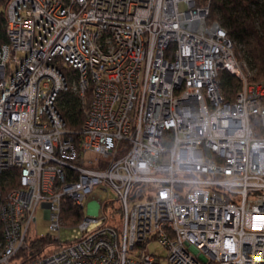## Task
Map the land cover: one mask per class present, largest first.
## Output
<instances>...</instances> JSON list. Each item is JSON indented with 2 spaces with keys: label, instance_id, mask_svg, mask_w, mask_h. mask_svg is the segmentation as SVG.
Listing matches in <instances>:
<instances>
[{
  "label": "built area",
  "instance_id": "obj_1",
  "mask_svg": "<svg viewBox=\"0 0 264 264\" xmlns=\"http://www.w3.org/2000/svg\"><path fill=\"white\" fill-rule=\"evenodd\" d=\"M209 10L210 0H5L0 264H264V81L249 80ZM222 70L240 83L231 99ZM68 88L89 101L77 132L57 108ZM95 185L116 193L119 216L104 201L79 238L13 259L39 206L58 231L63 199L82 208Z\"/></svg>",
  "mask_w": 264,
  "mask_h": 264
},
{
  "label": "trees",
  "instance_id": "obj_2",
  "mask_svg": "<svg viewBox=\"0 0 264 264\" xmlns=\"http://www.w3.org/2000/svg\"><path fill=\"white\" fill-rule=\"evenodd\" d=\"M4 2L0 0V45L8 41L6 21L4 17ZM210 20L216 19L226 30V34L234 43L236 49L242 52L255 73L249 77L252 82L264 81V0H210L208 14ZM63 68L68 70L70 67ZM73 71H68V73ZM219 74L220 87L227 99L234 97L240 86L238 79L228 71L222 70ZM57 108L64 118L66 125L77 132L85 118L88 107V97L82 99L71 88L62 91L57 99ZM3 182H12L13 176L3 178ZM2 182V183H3ZM4 185V184H3ZM5 186V185H4ZM3 186V187H4ZM113 207L112 216H119L120 208L117 200L108 202ZM61 216L66 222H80L82 209L70 199H63ZM0 230V240H1ZM53 240L52 236L27 237V247L21 248L13 259L25 260L45 253L47 243Z\"/></svg>",
  "mask_w": 264,
  "mask_h": 264
},
{
  "label": "rangeland",
  "instance_id": "obj_3",
  "mask_svg": "<svg viewBox=\"0 0 264 264\" xmlns=\"http://www.w3.org/2000/svg\"><path fill=\"white\" fill-rule=\"evenodd\" d=\"M180 8H185V5L181 3ZM236 52L238 55L242 56V52L238 51L236 49ZM255 73V68H252V75ZM94 155L91 152L86 153L87 158H91ZM100 185H95L93 189L90 191V193H87L86 196L83 199V205H82V217L85 216H90V217H97L100 218L102 216V211L100 208L101 203H104V201L108 200H114L115 199V194L112 189H107L104 190L100 188ZM36 223L35 226L34 224L31 226L29 230V238H34L37 236H47V234L51 235L52 238L55 236L58 238L59 241L66 242V241H71L76 238H79V236L82 234L81 230L78 227V222H66L64 219L63 221V226H61L60 230L58 231H49V227L47 224V219L44 216V210L41 206H39L36 209ZM96 223H91L88 227L89 230L93 229L95 227ZM119 226H121L119 224ZM51 247V245H50ZM50 247H47L46 249H50ZM150 252L156 254V255H165V250L162 248V246L158 242H152L148 246ZM162 262L164 263L165 261L162 259ZM165 264V263H164Z\"/></svg>",
  "mask_w": 264,
  "mask_h": 264
}]
</instances>
